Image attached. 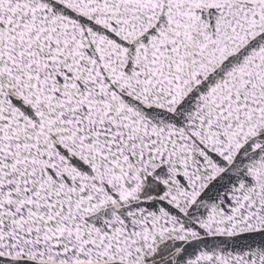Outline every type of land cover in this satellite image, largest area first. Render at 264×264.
<instances>
[{"label": "snow or ice", "instance_id": "obj_1", "mask_svg": "<svg viewBox=\"0 0 264 264\" xmlns=\"http://www.w3.org/2000/svg\"><path fill=\"white\" fill-rule=\"evenodd\" d=\"M0 264H264V0H0Z\"/></svg>", "mask_w": 264, "mask_h": 264}]
</instances>
